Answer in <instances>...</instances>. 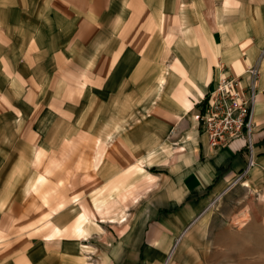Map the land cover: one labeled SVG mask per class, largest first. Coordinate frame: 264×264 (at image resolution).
<instances>
[{
	"label": "crops",
	"instance_id": "crops-1",
	"mask_svg": "<svg viewBox=\"0 0 264 264\" xmlns=\"http://www.w3.org/2000/svg\"><path fill=\"white\" fill-rule=\"evenodd\" d=\"M223 75L257 88L249 180L264 0H0V264H181L248 162L196 118Z\"/></svg>",
	"mask_w": 264,
	"mask_h": 264
},
{
	"label": "rangeland",
	"instance_id": "rangeland-1",
	"mask_svg": "<svg viewBox=\"0 0 264 264\" xmlns=\"http://www.w3.org/2000/svg\"><path fill=\"white\" fill-rule=\"evenodd\" d=\"M253 176L213 202L176 250L181 264H264V171Z\"/></svg>",
	"mask_w": 264,
	"mask_h": 264
},
{
	"label": "built area",
	"instance_id": "built-area-1",
	"mask_svg": "<svg viewBox=\"0 0 264 264\" xmlns=\"http://www.w3.org/2000/svg\"><path fill=\"white\" fill-rule=\"evenodd\" d=\"M248 73L255 79L259 75V66H252ZM236 82V78L221 76L212 91L211 101L199 102L200 113L196 118L211 147H222L235 139L245 137L244 152L248 162L245 170L236 179L239 181L255 165L251 135L254 129L253 113L257 88L252 84L247 92L242 93Z\"/></svg>",
	"mask_w": 264,
	"mask_h": 264
}]
</instances>
